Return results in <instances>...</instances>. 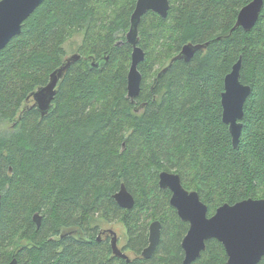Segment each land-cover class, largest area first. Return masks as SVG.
Instances as JSON below:
<instances>
[{"label": "trees", "instance_id": "trees-1", "mask_svg": "<svg viewBox=\"0 0 264 264\" xmlns=\"http://www.w3.org/2000/svg\"><path fill=\"white\" fill-rule=\"evenodd\" d=\"M169 1L167 17L148 11L139 24L145 59L135 102L128 96L126 33L136 0H44L2 49L0 123L13 129L0 131V264L14 257L18 264L181 263L189 225L170 204L171 191L159 186L162 171L178 173L186 189L199 192L208 215L224 203L264 197V4L245 30L235 23L252 0ZM81 30L80 58L42 116L31 94L63 65L66 41ZM188 42L207 46L162 71ZM240 57V79L251 94L235 147L221 94ZM122 184L135 198L130 209L114 198ZM166 208L171 221L162 217ZM159 217L160 243L143 259L149 222ZM103 221L125 225L126 248L136 254L130 263L99 239ZM227 259L211 238L191 264Z\"/></svg>", "mask_w": 264, "mask_h": 264}, {"label": "water", "instance_id": "water-1", "mask_svg": "<svg viewBox=\"0 0 264 264\" xmlns=\"http://www.w3.org/2000/svg\"><path fill=\"white\" fill-rule=\"evenodd\" d=\"M43 1L0 0V53L14 36L21 33L23 22ZM263 4L264 0H252L243 6L238 13L235 27L241 26L245 30H250L257 22ZM169 9V0H136L130 18V28L126 33V41L132 47L127 88L128 96L133 102L141 91L142 73L139 70V64L145 59V51L139 45V24L148 11L167 17ZM206 46L207 43L184 44L180 52L162 71L177 59L189 61L197 50ZM79 58V53L67 57L63 65L51 73L48 83L32 92L33 105L37 106L42 116L46 115L52 106L60 79L71 63ZM241 67L242 58L240 57L233 65L231 72L225 76L224 91L221 94L222 119L229 127L235 147L239 144L242 132L244 105L251 94L250 85L241 82ZM159 186L171 191V205L176 208L180 218L190 224L182 241L185 258L181 264H190L199 258L206 249V241L211 238L223 244L228 256L227 264H258L264 257V197L247 198L233 204L224 203L209 216L207 204L201 200L199 192L186 189L178 173L160 172ZM114 198L121 207L126 209L132 208L135 204V198L125 184L121 185ZM34 220L39 226L41 215L35 213ZM160 228V221H154L151 224L149 245L143 251L144 257L149 258L156 250L161 236ZM112 249L115 255L129 261L128 256L117 246L116 236L112 238ZM9 264H18L17 258L14 257Z\"/></svg>", "mask_w": 264, "mask_h": 264}, {"label": "rangeland", "instance_id": "rangeland-1", "mask_svg": "<svg viewBox=\"0 0 264 264\" xmlns=\"http://www.w3.org/2000/svg\"><path fill=\"white\" fill-rule=\"evenodd\" d=\"M127 1H129V0H119V5H122V3H126ZM107 13H110V11ZM84 37H85V30H81L79 32H76L69 37V39L65 43V48H66V56L65 57L71 56L72 54L78 52L79 48L81 47V45L84 42ZM166 63H167L166 61L163 62V65L160 67V69ZM12 127H13V123L10 121H2L0 123V131L11 130V129H13ZM149 212H151V211H149ZM162 217H164L165 220L171 221V215H170L167 208L165 209V212H164ZM160 218L161 217L153 218V220L160 219ZM150 221H152V220H150ZM101 226H102L101 229H103V230L109 229V228L115 230L117 232L118 245L121 248L125 247V245L127 244V241H128V236H127L126 227L122 222H120V221H115V222L103 221ZM63 231L72 232L75 235H78V229L77 228H66V229H63ZM102 236H103L102 238L106 237V235H104V234ZM124 250L126 251V253L131 258H135V256H136L135 252L131 251L130 249H126V248H124Z\"/></svg>", "mask_w": 264, "mask_h": 264}, {"label": "flooded vegetation", "instance_id": "flooded-vegetation-1", "mask_svg": "<svg viewBox=\"0 0 264 264\" xmlns=\"http://www.w3.org/2000/svg\"><path fill=\"white\" fill-rule=\"evenodd\" d=\"M172 194V193H171ZM170 199H171V197H170ZM171 204V203H170ZM174 207V206H173ZM175 208V207H174ZM175 210H176V208H175ZM176 212H177V210H176ZM177 215H178V212H177ZM210 216V215H209ZM178 217H179V219L181 220V221H183V222H187L188 223V225H189V227H190V224H189V222L188 221H184V220H182L181 218H180V216L178 215ZM152 220V219H151ZM154 221H160V223H161V228H160V230H161V232H162V227H163V223H162V221L160 220V219H156V220H152V221H150L149 222V225H148V244L144 247V249L149 245V235H150V226H151V224L154 222ZM189 227H188V229H189ZM188 231V230H187ZM112 232H114V233H112ZM106 235V237H104V239H108L109 240V243H110V246H111V249H112V238L114 237V236H116V239H117V246L121 249V251L123 252V253H125L127 256H128V258H129V261L126 259V258H123V257H119V256H117V255H115L114 254V252H113V249H112V255L113 256H116V257H119V258H121L123 261H125L126 263H130L134 258H131L127 253H126V251L124 250V248H126V245H125V247L124 248H121L119 245H118V237H117V232L115 231V230H113V229H111V228H109V229H105V230H103V229H101V232H100V235H99V239H101L103 236L102 235ZM186 234H187V232H186ZM185 234V235H186ZM185 235H184V237H185ZM183 237V238H184ZM160 240H161V236H160ZM182 241H183V239H182ZM182 241H181V246H182ZM159 243H160V241H159ZM159 243H158V245H159ZM158 245H157V247H158ZM157 247H156V249H157ZM126 249H128V248H126ZM144 249L142 250V253H141V257L143 258V259H149V258H151V256L155 253V251H154V253L149 257V258H146V257H144L143 256V251H144ZM182 249H183V247H182ZM183 251H184V249H183ZM184 258H185V251H184V257H183V259H182V261H181V263L183 262V260H184ZM194 262V261H193ZM181 263H179V264H181ZM119 264H123V263H119ZM191 264V263H190Z\"/></svg>", "mask_w": 264, "mask_h": 264}, {"label": "bare ground", "instance_id": "bare-ground-1", "mask_svg": "<svg viewBox=\"0 0 264 264\" xmlns=\"http://www.w3.org/2000/svg\"><path fill=\"white\" fill-rule=\"evenodd\" d=\"M69 57V56H68Z\"/></svg>", "mask_w": 264, "mask_h": 264}]
</instances>
